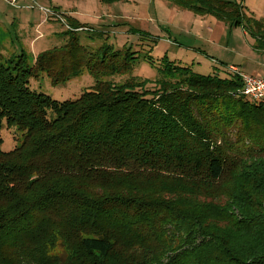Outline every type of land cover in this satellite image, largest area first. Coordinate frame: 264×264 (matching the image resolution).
<instances>
[{
    "label": "trees",
    "instance_id": "trees-1",
    "mask_svg": "<svg viewBox=\"0 0 264 264\" xmlns=\"http://www.w3.org/2000/svg\"><path fill=\"white\" fill-rule=\"evenodd\" d=\"M167 1L241 27L264 52V22L242 4ZM66 21V45L32 67L0 53V131L20 135L10 153L0 138V264H264V174L246 164L264 155V102L244 97L229 69L205 76L168 57L146 60L157 81L115 84L133 74L136 52L108 35L83 45L86 25ZM84 71L96 83L74 102L29 88L43 74L59 87ZM224 198L232 204L214 203ZM239 228L255 245L243 255L229 240Z\"/></svg>",
    "mask_w": 264,
    "mask_h": 264
},
{
    "label": "rangeland",
    "instance_id": "rangeland-1",
    "mask_svg": "<svg viewBox=\"0 0 264 264\" xmlns=\"http://www.w3.org/2000/svg\"><path fill=\"white\" fill-rule=\"evenodd\" d=\"M231 1L242 4L247 17L264 22V0ZM178 10L179 8L177 9L167 0H121L109 4L103 3L101 0H0V53L7 60L14 61L23 55L28 65L34 66L41 53L66 45L68 38L65 32L70 30L66 18L71 16L81 24L90 25L95 30L108 27L112 30L125 29L118 32L120 35L93 33L88 28L79 30L83 32L79 33L83 45L99 47L104 39L98 38V35H108V43L115 49L126 48L136 52L140 59L133 74L113 78L112 81L115 84L124 83L130 78H137L150 84L157 81L159 75L156 67L150 65L146 60L151 59L156 65L165 57L173 61L174 54H168V50L171 53L173 50H179L181 54L201 60L197 63L202 66L188 65L194 67L195 73L205 76L218 75L224 78L231 75L225 68H220L223 66L221 52L225 51L230 52L227 57L230 59L228 63L238 59L239 62L235 65L243 73H253L258 68L262 70L260 65L264 63L261 62L264 60V52L260 51L261 55L255 53L254 40L251 37H245L241 27L226 25L214 17H207L205 20L198 17L195 19L193 15H184ZM194 20L200 21L195 23L192 31ZM208 22L217 23V35L213 38L215 43L213 42V50L210 53L206 52V44L203 41L193 45L198 33L201 36L207 35L203 32V25L209 27ZM92 37L94 40H90ZM192 46L197 50H193ZM208 56L215 59L209 60ZM233 56L235 59H232ZM181 64L187 63L182 62ZM255 77L262 78L263 76ZM95 83V79L87 71H84L67 84L54 87L50 78L43 74L38 79L31 80L29 88L56 102L63 103L77 101L83 94L89 92ZM15 133L6 127L0 131V138L3 141L1 149L4 153L15 150L20 138V135L16 133L15 136ZM248 158L246 164H251L252 167L257 168L260 174H264V155H261L258 160ZM255 161L258 164L254 163ZM232 168L233 166L226 173L222 188L224 192L232 190L230 188L235 181ZM214 203L226 207L232 204V201L224 198ZM235 205L233 202V206ZM235 207L233 208L235 213L232 212L231 216L238 213ZM229 233L231 234L229 240L233 244L232 247L239 255H243L248 247L247 243L251 244L252 241L242 234V228H239V232L231 230ZM255 233L257 244L263 247L262 234L256 229ZM251 246L254 247V243Z\"/></svg>",
    "mask_w": 264,
    "mask_h": 264
},
{
    "label": "crops",
    "instance_id": "crops-1",
    "mask_svg": "<svg viewBox=\"0 0 264 264\" xmlns=\"http://www.w3.org/2000/svg\"><path fill=\"white\" fill-rule=\"evenodd\" d=\"M178 9V8H177ZM179 12L181 11V12H183L184 13V15H193L194 17H195V19H196V17H198V18H202V19H206L207 17H212V16H205V17H200V16H196V15H194L193 13H191V12H189V11H184V10H181V9H179L178 10ZM190 16V17H191ZM200 20H194V25L191 27V30L193 31V29H194V26H195V23L196 22H199ZM218 21V20H217ZM201 23H202V21H201ZM225 24V23H224ZM208 26L209 27H206V25L204 24L203 25V32L204 33H206L207 35H205V36H201L199 33L195 36V43L193 44L194 46L195 45H197L198 43H200V42H202L203 41V43H205L206 44V46H205V50H206V52L207 53H210L213 49H212V47L214 46V44H213V38H215V36L217 35V23H213V22H208ZM86 28H88V29H90L93 33L94 32H97V33H103V34H115V35H120V33H118L120 30H125V29H123V28H116L115 30H112V29H110L109 27L108 28H103V29H101V30H95L93 27H91L90 25H88V26H86ZM243 30V35L245 36V37H250L248 34H247V32L244 30V29H242ZM86 33V32H85ZM89 33V32H88ZM215 43V42H214ZM249 43V42H248ZM193 50H197V49H195L193 46L191 47ZM253 49H254V45H253ZM200 50V49H199ZM200 52H202V51H200ZM174 54V60L173 61H176V62H178V63H182V62H186L187 64H185V65H188V64H190V65H192V66H195L196 64L197 65H200V66H202L200 63H197V62H201V60H198V59H196V58H194V57H192V56H190V55H184V54H181L180 53V51L179 50H173V53H171L169 50H168V54ZM255 53L256 54H259V55H261V53H260V51H257L256 49H255ZM221 54L223 55V57H222V59H221V64H223V66L222 67H220L221 69H223V68H225L226 70L228 69V68H235V69H237L238 70V72L240 73V74H243V75H248V74H251V75H248V76H253V77H255V76H264V63H262L260 66H261V68H262V70H260V68H258L257 70H255L253 73H248V74H246V73H243L242 71H240V68L237 66V65H235V63H237V62H239V60L237 59L236 61H232V63H228L229 62V60L230 59H227V57H228V55H230V52L229 51H225V52H221ZM208 55H210V54H208ZM209 57V60H213V59H215V58H213V57H210V56H208ZM232 59H235L234 58V56L232 57ZM261 62H264V60H261ZM241 63V62H240ZM189 65V66H190ZM193 69H194V67H192ZM195 70V69H194ZM259 71H261V72H259Z\"/></svg>",
    "mask_w": 264,
    "mask_h": 264
},
{
    "label": "built area",
    "instance_id": "built-area-1",
    "mask_svg": "<svg viewBox=\"0 0 264 264\" xmlns=\"http://www.w3.org/2000/svg\"><path fill=\"white\" fill-rule=\"evenodd\" d=\"M69 29V28H68ZM232 74L238 76L243 83L242 95L253 102H264V76L257 78L243 75L235 68H228Z\"/></svg>",
    "mask_w": 264,
    "mask_h": 264
}]
</instances>
